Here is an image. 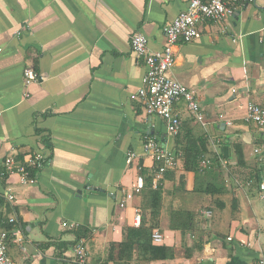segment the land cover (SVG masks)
<instances>
[{"label":"crops","instance_id":"0c3cea01","mask_svg":"<svg viewBox=\"0 0 264 264\" xmlns=\"http://www.w3.org/2000/svg\"><path fill=\"white\" fill-rule=\"evenodd\" d=\"M187 2L0 0V230L18 231L7 242L15 264H74L78 238L64 222L85 230L86 264H115L110 245L143 221L161 233L152 245L164 251L147 261L136 248L131 264L264 258V127L244 120L248 102L264 108V0L199 22L197 38L173 46L167 75L195 93L205 127L179 101L180 134L171 136L132 98L145 66L130 36L142 33L150 49H162L164 27ZM26 69L39 78L26 84ZM148 137L175 154L173 169L156 173L143 148ZM200 138L203 164H237L224 170L223 193L195 191V174L182 168L181 145ZM19 166L32 180L21 182Z\"/></svg>","mask_w":264,"mask_h":264},{"label":"built area","instance_id":"2783aa9c","mask_svg":"<svg viewBox=\"0 0 264 264\" xmlns=\"http://www.w3.org/2000/svg\"><path fill=\"white\" fill-rule=\"evenodd\" d=\"M249 0H188L186 7L178 13L173 21L164 27L165 45L162 49L152 50L149 48V42L145 35L136 32L130 36L131 50L137 56L144 60L145 73L142 77V85L132 98L137 99L143 105L146 113L162 119L166 125V131L169 135L178 134L181 121L178 115L173 112L174 105L183 101L189 112L195 120L205 127L204 115L201 112L200 103L195 93L188 87L171 79L167 73L174 64L173 46L177 42L187 43L199 36L197 24L201 21H221L225 17L233 14L235 4L247 3ZM25 83L36 81L39 76L32 69L24 70ZM2 112L0 111V117ZM246 122L255 124L258 127H264V108L254 102H248L246 105ZM144 151L149 154L156 163V173L162 175L176 165V156L167 150L159 141L153 137L145 139L143 144ZM134 154L127 156V162H130ZM11 159L6 163L11 164ZM37 166L40 162L37 161ZM18 172L21 174V182L25 183L32 180L29 172L23 166H19ZM144 181L138 177L133 190L138 192L143 188ZM260 197L264 203V177L260 183ZM9 198H12L10 196ZM131 198V194L126 195V199ZM125 199L120 202L124 206ZM139 216L136 217L138 222ZM14 218L9 219L14 222ZM63 225L69 230L77 226L70 222H64ZM18 231L9 234L5 230H0V264H15L7 252L8 240L15 239ZM151 238L155 242L162 240V235L158 231H153ZM87 252L82 238H78L74 244V264H86ZM250 264H264V258H258Z\"/></svg>","mask_w":264,"mask_h":264},{"label":"trees","instance_id":"16d2710c","mask_svg":"<svg viewBox=\"0 0 264 264\" xmlns=\"http://www.w3.org/2000/svg\"><path fill=\"white\" fill-rule=\"evenodd\" d=\"M180 134V130L176 137ZM204 139H197V141H186L181 145L182 151V161H183V170L191 171L195 174V191H202L209 195L219 194L224 192V170L222 169L221 163L216 159L212 161L211 164H203L202 156L204 151L203 146ZM224 158V154L222 156ZM144 169H140V172H143ZM29 171V170H28ZM156 171V169H155ZM260 172V171H259ZM148 181V182H147ZM258 185L261 181L259 176ZM147 183H151V179L146 180ZM160 188L157 187V190L153 194L159 195ZM0 218V226H1ZM4 230L9 231L11 227H4ZM69 232L75 235L77 238L84 237L86 232L80 227L69 230ZM152 226L146 225V223L141 222L138 227L127 226L123 230L124 240L118 244H111L110 250H118V258L113 259L115 264H131V259L133 251L136 248L140 250H145L148 252V256L145 257V260L150 261L158 257L156 252L164 251L163 248H158L152 245L151 238ZM67 243H63L62 246H65Z\"/></svg>","mask_w":264,"mask_h":264},{"label":"rangeland","instance_id":"374dc122","mask_svg":"<svg viewBox=\"0 0 264 264\" xmlns=\"http://www.w3.org/2000/svg\"><path fill=\"white\" fill-rule=\"evenodd\" d=\"M253 146H254V145L251 144L250 147L253 148ZM221 165H222V169H223V170H226V169H230L231 167H235L237 164L235 163V164H232V165H231V164H229V163H225V164H221ZM261 166H262V168H263V169H262V174H263L262 178H263V177H264V172H263V170H264V164H261ZM238 181H239V178H238ZM238 181H237V182H238ZM255 191H256V195H257V189H256ZM258 194H259V193H258Z\"/></svg>","mask_w":264,"mask_h":264}]
</instances>
